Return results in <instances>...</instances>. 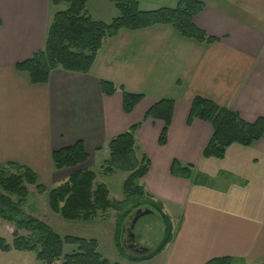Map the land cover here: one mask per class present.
I'll list each match as a JSON object with an SVG mask.
<instances>
[{
	"label": "crops",
	"instance_id": "obj_1",
	"mask_svg": "<svg viewBox=\"0 0 264 264\" xmlns=\"http://www.w3.org/2000/svg\"><path fill=\"white\" fill-rule=\"evenodd\" d=\"M136 1L140 10L149 11L173 8L178 0ZM199 1L203 8L193 24L216 40L185 38L169 24L121 28L103 40L87 73L56 68L47 82L33 84L15 66L43 48L52 15L68 5L0 0V167L15 163L34 170L41 184L63 182L74 170L89 169L97 153L103 162L108 159L110 139L140 122L136 154L147 157L148 167L136 185L144 205L154 203L168 216L170 242L151 259L134 262L117 253V222L108 216L62 218L57 224L60 235L94 239L98 247L105 242L110 262L206 264L229 257L231 264H264V135L251 146H227L222 158H204L211 126L198 118L187 124L196 96L228 107L248 122L264 118V0ZM85 12L105 23L118 14L107 0H88ZM101 81L117 89L107 96ZM122 91L142 95L129 113L122 109ZM161 99L173 102L163 145L158 143L163 121L143 119ZM77 140L83 143L86 161L74 168H53L51 153ZM173 161L188 166L189 172L173 174ZM154 224L157 244L164 232L161 218L154 215L143 227L152 232ZM141 232L134 227L140 245Z\"/></svg>",
	"mask_w": 264,
	"mask_h": 264
},
{
	"label": "trees",
	"instance_id": "obj_2",
	"mask_svg": "<svg viewBox=\"0 0 264 264\" xmlns=\"http://www.w3.org/2000/svg\"><path fill=\"white\" fill-rule=\"evenodd\" d=\"M53 4L65 2L68 8L55 12L48 24L43 48L24 61L16 64V69L28 74L33 84L47 82L51 70L61 68L69 72L87 73L103 40L114 36L119 29L137 30L155 24H169L181 36L199 42H211L215 38L207 36L193 24V17L202 10L199 0H178L175 7H162L143 11L136 0H107L117 10V16L108 23L92 19L85 12L88 0H51ZM101 92L107 96L117 89L111 83L101 81ZM142 99V95L122 91V109L129 113ZM173 102L161 99L153 103L144 113L143 119L153 118L163 121L158 143L166 141L167 129L172 117ZM198 118L210 124L212 133L207 141L202 156L222 158L224 150L231 144L251 146L264 135V118L254 121L243 120L238 113L228 107L202 98L194 97L191 101L187 124ZM140 122L131 125L125 132L108 142L109 157L102 166L104 175L114 171L128 173L122 184L125 196L143 197L142 189L136 185L148 167V159L144 154H136L135 131ZM87 159L82 141L55 150L51 153L53 168H74ZM189 172V167H181L172 162L171 172ZM188 176V175H187ZM96 174L87 169L71 172L60 184L46 189L38 180L37 173L25 166L7 163L0 167V219L13 225L11 243L0 236V252L10 251L34 252L35 258L44 264H117L107 260L99 251L94 239H86L71 235H60L47 223L26 214L22 210L29 194L27 186H33L38 193L47 192V206L50 212L65 220H93L100 218L109 209L122 212L124 219L131 210H123L125 200H111L108 189L103 183L95 182ZM125 199V198H124ZM149 204V203H148ZM154 204V203H153ZM156 205V204H154ZM139 206L135 205L133 209ZM157 206V205H156ZM154 209L153 206L150 205ZM158 207V206H157ZM164 224L161 240L151 248V252L140 257L128 255L119 243L120 213L114 242L120 255L130 261H146L160 253L172 239V226L168 216L155 209ZM120 220V221H119ZM23 232V233H21ZM118 239V242H116ZM64 245H75L76 249L64 253ZM206 264H231V258L212 259Z\"/></svg>",
	"mask_w": 264,
	"mask_h": 264
},
{
	"label": "rangeland",
	"instance_id": "obj_3",
	"mask_svg": "<svg viewBox=\"0 0 264 264\" xmlns=\"http://www.w3.org/2000/svg\"><path fill=\"white\" fill-rule=\"evenodd\" d=\"M102 162H103L102 154L97 153L95 158H91L90 161L88 162V168H89V170L93 171L96 174L95 182L105 184V186L107 187L108 192H109V198L112 201L113 200H119L120 201L121 199L125 200V202L123 204L124 205L123 210L128 209L131 211L133 210V207L135 205H141V204L144 205L147 203L146 200L143 199V197H140L138 195L125 196L122 193V184L124 182L125 173H123L121 171H116L114 174L104 175L101 172ZM60 183L61 182L58 181V182L54 183L53 185L48 184L47 182H44L42 184L48 190L51 187H54ZM27 189H28L29 194L26 198L24 205L22 206V210L26 214L32 215L34 217L38 218V216H39L40 218H38V219L47 223L54 231L57 232L58 231V225L57 224H58V222H60V220H63V219L60 216L53 214L52 212L49 211L48 206H47V192L38 193L33 186H27ZM150 205L153 206L154 209H158V207L156 205H154L153 203H149V206ZM119 213L121 214L119 217L121 220L123 213L117 212V211H114L111 209L107 210L106 214H104L100 218H105L108 216L110 218V220L114 219L116 222L117 218L119 216ZM35 214H36V216H35ZM146 219H154V215L148 214V215H145L142 218H140L135 225V231L138 234L142 231L141 232V239L143 242V243H141L142 246H144L146 248H153V246L156 244V243H154L155 242L154 237H155V234L157 233V230H156L155 224L151 227L152 232H150L149 229L144 228L143 222ZM110 220H108L107 223L108 222L110 223ZM69 225H70L69 227H71L73 229L78 228V226H76V224H73V225L69 224ZM13 229H14V227L12 224L7 223L6 221L0 219V236L4 237L8 243H11ZM21 233H23V232H21ZM116 242H118V239ZM148 244H150V245H148ZM75 249H76L75 245H64L63 252L64 253H70ZM98 251L101 254H103V256L106 259L112 257V254H110L108 246L106 245L105 242L100 243V245L98 247ZM117 253H119V252H117ZM121 256H123V255H121ZM123 257H126V256H123ZM11 259H12V261H14V264H44L43 262H41L35 258L34 252H26V251H22V252L11 251L9 253L0 252V260H2L4 263H6L7 260L10 261ZM2 261H0V262H2ZM53 264H59V262L56 261Z\"/></svg>",
	"mask_w": 264,
	"mask_h": 264
},
{
	"label": "water",
	"instance_id": "obj_4",
	"mask_svg": "<svg viewBox=\"0 0 264 264\" xmlns=\"http://www.w3.org/2000/svg\"><path fill=\"white\" fill-rule=\"evenodd\" d=\"M159 216L158 212L150 206H139L133 209L122 221L120 226L119 242L123 250L130 256L140 257L151 252L136 241L134 227L137 221L145 215Z\"/></svg>",
	"mask_w": 264,
	"mask_h": 264
}]
</instances>
